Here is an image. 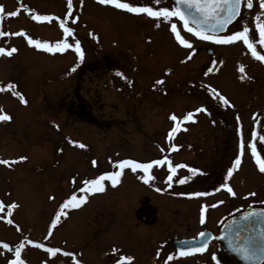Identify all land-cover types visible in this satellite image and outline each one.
Returning <instances> with one entry per match:
<instances>
[{"label":"rangeland","instance_id":"1","mask_svg":"<svg viewBox=\"0 0 264 264\" xmlns=\"http://www.w3.org/2000/svg\"><path fill=\"white\" fill-rule=\"evenodd\" d=\"M147 3L174 5L172 0H162L160 5L153 0ZM0 4L5 12L20 9L18 18L5 15L0 20V30L24 29L34 39L53 44L65 38L55 16L65 17L66 0H0ZM73 5V16L79 19L68 20V26L75 30L68 39L70 43L80 40L82 61L74 48L49 53L29 45L24 36L0 38V46L18 49L10 57L0 55V86L14 83L28 100L25 105L12 90L0 91V108L12 116L11 121L0 122V158L27 157L11 166L0 164V200L5 206L13 202L19 205L10 217L7 207L0 212V241L15 245L27 237L75 252L82 264H113L121 254L133 255L135 264H160L165 255L176 253L175 239L196 237L206 229L217 234L229 217L252 207L264 208V173L248 146L253 130L264 134V62L252 57L240 41L223 45L200 40L173 18L196 49L191 59H186L189 50L178 44L169 23L162 19L101 5L98 0H83L82 5L80 0H73ZM259 11L258 0H254L253 9L242 7L241 17L220 35L240 30L246 21L251 37L258 39L254 23ZM35 13L52 15L53 19L34 21L31 16ZM157 22L159 28L155 27ZM213 60L218 71L205 76ZM241 64L250 79L239 78ZM159 79L164 83L153 87ZM201 84H211L234 107H222ZM82 100L88 103L91 120L76 113V105ZM200 106L207 107L211 116L197 113L195 122L185 125L188 130L179 131L178 137L169 141L167 135L174 126L170 114L182 117ZM241 125L244 156L229 178L226 170L239 154ZM72 140L87 147L80 148ZM172 143L180 147L171 150ZM258 150L264 156L261 142ZM164 156L174 165L199 168L202 174L181 184L179 178L191 174L180 168L169 187L166 164L153 167L155 180L149 183L139 179L140 170L125 168L119 184L113 187L105 181L104 192L87 194L81 207L67 210V217L51 227L65 199L73 192L85 194L79 192L83 180L117 171L114 162L120 159L148 162ZM225 182L231 184L236 196L226 190L216 191ZM194 191L209 195L179 194ZM205 204L209 207L201 224ZM113 246L122 251L113 255ZM213 254L219 264H234L216 240L201 255L177 257L166 260V264H216ZM13 256L0 244V264H8ZM22 258L28 264H42L44 260L48 264H75L72 257L62 253L51 257L45 249L27 244Z\"/></svg>","mask_w":264,"mask_h":264},{"label":"snow or ice","instance_id":"2","mask_svg":"<svg viewBox=\"0 0 264 264\" xmlns=\"http://www.w3.org/2000/svg\"><path fill=\"white\" fill-rule=\"evenodd\" d=\"M98 3L101 5H111L117 9L125 10L128 13L132 14H143L149 18H154L157 21L161 19L166 21L170 25V31L174 35V39L178 42L180 46H183L189 50V55L186 56V59H191V56L196 52V49L193 47L192 41L185 38L184 35L181 34L180 28L176 22H174L173 18H178L179 21L182 22V27L188 33H191L194 37L199 38L204 41H212L216 44L229 45L234 44L237 41L242 42L247 49L250 51L252 57L255 59L264 62V0H258V7L260 9L259 12L256 13L254 29L258 33V39L252 38L250 33L252 29L249 27L248 23L245 21L242 24L240 30L233 31L230 34L220 35L217 34L219 30L225 29L229 24H232L237 20L238 17H241V9L242 7H246L247 9H253L254 0H175L174 5L160 6L156 7L150 3H133L129 2V0H98ZM155 5H160L162 0H153ZM80 4H83V0H80ZM27 8L26 5H24ZM67 12L65 17L62 19L60 16H55V19L59 22V26L63 29L64 39L57 40L54 44L49 43L48 41H41L40 39H34L31 35H29L24 29H21L17 32H7L0 30V38L8 37V36H24L27 38V43L29 45H33L38 49H42L49 53L55 52H65L68 49H73L78 54V58L82 61L84 57V50L81 46V42L79 39H76L74 43H70L68 37H71L74 34V28L68 26V20L71 18L73 22L78 20L79 17L73 16V0H66ZM20 9L17 8L15 11L5 12V6L0 4V20H3V17L6 15L7 17H15L19 14ZM29 12L34 10L28 9ZM31 19L38 22L43 21H52V15H41L39 13H35L31 16ZM155 27L159 28L160 24L157 22ZM95 35V34H93ZM98 38V37H97ZM150 39V38H149ZM257 45L260 46V50L257 49ZM18 49L16 47H4L0 46V55L12 56L16 53ZM220 64H223L224 61L220 60ZM217 61L213 60L211 66L207 68L204 75L208 76L209 74L218 71L216 68ZM72 71L76 70L74 66ZM239 71L242 75L239 77L241 80L250 79L245 73V65L241 64L239 66ZM166 72L170 73L171 69H166ZM117 75L121 76L125 80H128V77L124 75L123 72H118ZM164 83L163 79H159L155 82L153 87L156 85H162ZM201 87L205 88L208 93L222 106V107H234L231 103L230 99L223 95L218 89L214 88L211 84L204 85L201 84ZM12 90V94L15 97H18L19 100L27 105L28 100L25 98L24 94L17 90L16 85L14 83L9 82L7 85L0 86V91ZM206 113L211 116V112L205 106H200L195 108L194 110L188 111L182 117H178L175 113L170 114L171 121L174 122V126L170 129L167 135V139L172 141L174 139V134L179 131H187V127L185 126L189 122H195L197 113ZM256 114H254V117ZM12 116L7 114L0 108V122L2 121H11ZM237 121H239V116L236 117ZM257 124L260 123L259 120L256 121ZM215 123V121H212ZM55 127L59 128L58 124H54ZM240 138H239V154L236 155L235 160L233 161L231 167L227 168L226 173L227 177H232L235 170H237L241 163L242 158L244 156L245 150V141L243 137V128L242 125L239 129ZM261 132H264V129H261ZM251 141L249 142V148L251 150V154L255 159L256 164L258 165V169L261 173H264V156L261 155V152L258 150V142H261L262 147H264V134H260V132L253 130L251 132ZM72 144L78 145L80 148H86L87 145L72 140ZM171 150H177L180 146L172 143L170 145ZM62 151V149H61ZM163 152L164 149H161ZM27 157L20 156L15 159H2L0 158V164L5 166H11L14 163L25 161ZM91 163L96 165V160H92ZM118 167L117 171H105L102 174L96 176L95 178L85 179L82 181L83 187L79 189L80 193H85L83 195H77L76 192H73L67 199L63 201V203L59 206V210L55 213V217L51 220V227L55 228L57 224L61 221L63 217H67L69 209L79 208L81 207L88 199L87 194H93L97 192H104L106 190L105 181L110 182L111 186H116L120 183V178L124 173V169L128 168L132 172H137L140 170L142 174L139 176V179L144 181L145 183H149L155 180V176L152 174V169L154 166H162L167 165V169L169 171V175L167 176V180L169 182V187H171V181H173L174 176L177 174V170L180 168L188 169L191 175L183 176L179 178L178 182L184 184L189 181L192 176L196 174H202V170L195 167H190L188 164L180 163L173 164L172 161L164 156L162 159H153L148 162H140L136 159L126 158L120 159L114 162ZM75 181V177L73 178V182ZM163 189L157 188L156 191H162ZM226 190L231 196H236L237 193L230 183H221L219 188L216 191ZM180 195H188L191 197H204L208 196L207 192H189V193H179ZM248 195H255L254 193H249ZM218 203H223V201H219ZM15 202L11 205L5 206L3 200H0V212L5 211V207H7V214L10 217L12 215V209L18 207ZM209 205L205 204L201 208V218L200 223H205V212ZM255 217H264V209H255L252 208L249 211L245 212L243 216L240 218L242 221H247L250 225L254 224L255 221L253 218ZM7 222L9 224L13 223L12 219H8ZM236 221L234 220L233 223ZM17 227H19L17 225ZM52 235L51 230L48 232V236ZM199 235L204 237L206 235L205 232H200ZM225 237L227 233H222ZM239 233H237V236ZM259 235L261 237V243L248 242L242 243L238 247H235L234 250L241 254L242 258L247 261H257L260 259H264V227H261ZM2 244V248L9 252H13L14 256L12 259L8 261V264H28V262L22 258V250L27 245H34L40 249H45L46 252L51 257H56L58 253H62L66 257H72L75 260V264H82L81 259H78V254L72 251H65L60 247H48L44 243H37L36 241L25 237L18 244L11 245L10 243H6L0 241ZM207 250V243L204 242L199 246L192 247H181L178 252L175 254H169L166 257L167 261H174L177 257H186L193 253H203ZM112 254L121 252L120 248L113 246ZM160 255L159 250L157 251V256ZM213 260H216V264H219V261L216 259L215 254L212 256ZM42 264H48L47 260L42 261ZM113 264H135V257L131 254H121L119 258L113 261Z\"/></svg>","mask_w":264,"mask_h":264},{"label":"water","instance_id":"3","mask_svg":"<svg viewBox=\"0 0 264 264\" xmlns=\"http://www.w3.org/2000/svg\"><path fill=\"white\" fill-rule=\"evenodd\" d=\"M175 3V0H172ZM229 24L225 29L219 30L217 34L225 32L230 26ZM255 209H263L261 207H253ZM252 209V208H250ZM248 210H244L237 215H234L227 219L220 228V231L215 235L211 230H205L206 235L201 237L199 234L197 237L187 238V239H175L174 243L176 245L177 251L181 247H192L199 246L200 244L206 242L207 249L209 244L214 239H217L220 242V250L230 257L235 264H264V259L257 261H247L244 260L240 253L234 250L235 247H238L242 243L255 242L261 243V237L259 235L261 227H264V217H255L253 218L255 223L249 224L247 221H242L240 218ZM236 221L233 223V221ZM222 233H227L225 237ZM237 233L239 235L237 236ZM195 254V253H193Z\"/></svg>","mask_w":264,"mask_h":264},{"label":"trees","instance_id":"4","mask_svg":"<svg viewBox=\"0 0 264 264\" xmlns=\"http://www.w3.org/2000/svg\"><path fill=\"white\" fill-rule=\"evenodd\" d=\"M76 108V113L78 117L83 118L85 120H91V117H93L88 107V103H86L84 100H82L81 102L78 101Z\"/></svg>","mask_w":264,"mask_h":264},{"label":"flooded vegetation","instance_id":"5","mask_svg":"<svg viewBox=\"0 0 264 264\" xmlns=\"http://www.w3.org/2000/svg\"><path fill=\"white\" fill-rule=\"evenodd\" d=\"M129 2H133V3H147V0H129ZM241 11H242V9H241ZM17 16H18V15H17ZM17 16H16V17H17ZM17 18H18V17H17ZM19 30H20V28L17 29V31H19ZM17 31H16V32H17ZM209 52L211 53V51H209ZM174 135H175V136L177 135L176 137H178V133H175ZM176 137H175V138H176ZM239 137H240V136H239ZM166 257H167V255L164 256V258H163V260L160 262V264H166Z\"/></svg>","mask_w":264,"mask_h":264}]
</instances>
